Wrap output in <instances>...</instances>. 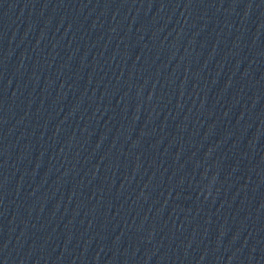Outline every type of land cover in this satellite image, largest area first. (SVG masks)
<instances>
[{
    "label": "water",
    "instance_id": "water-1",
    "mask_svg": "<svg viewBox=\"0 0 264 264\" xmlns=\"http://www.w3.org/2000/svg\"><path fill=\"white\" fill-rule=\"evenodd\" d=\"M0 264H264V0H0Z\"/></svg>",
    "mask_w": 264,
    "mask_h": 264
}]
</instances>
